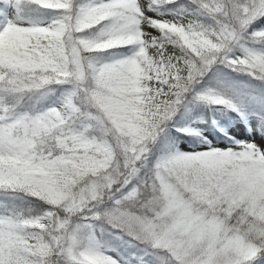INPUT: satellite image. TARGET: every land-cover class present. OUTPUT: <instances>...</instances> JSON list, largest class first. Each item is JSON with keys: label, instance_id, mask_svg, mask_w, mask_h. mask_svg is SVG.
I'll use <instances>...</instances> for the list:
<instances>
[{"label": "snow or ice", "instance_id": "1", "mask_svg": "<svg viewBox=\"0 0 264 264\" xmlns=\"http://www.w3.org/2000/svg\"><path fill=\"white\" fill-rule=\"evenodd\" d=\"M0 264H264V0H0Z\"/></svg>", "mask_w": 264, "mask_h": 264}]
</instances>
